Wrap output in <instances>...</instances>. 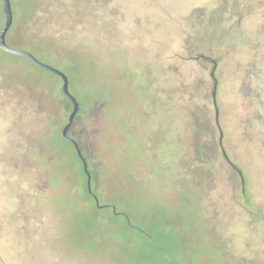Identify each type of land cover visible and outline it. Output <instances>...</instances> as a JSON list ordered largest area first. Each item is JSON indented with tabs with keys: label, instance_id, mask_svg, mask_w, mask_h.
<instances>
[{
	"label": "rangeland",
	"instance_id": "374dc122",
	"mask_svg": "<svg viewBox=\"0 0 264 264\" xmlns=\"http://www.w3.org/2000/svg\"><path fill=\"white\" fill-rule=\"evenodd\" d=\"M11 1L102 207L62 82L0 48V264H264V0Z\"/></svg>",
	"mask_w": 264,
	"mask_h": 264
},
{
	"label": "water",
	"instance_id": "95a60500",
	"mask_svg": "<svg viewBox=\"0 0 264 264\" xmlns=\"http://www.w3.org/2000/svg\"><path fill=\"white\" fill-rule=\"evenodd\" d=\"M1 2H2L3 12L5 15V22L0 29V48L4 51L8 52V53L18 55V56H22V57H26L29 60H31V62H33L39 68L50 71L51 73H54L61 78V80H62V92H63L64 96L66 98H68L72 103V111L69 114V117H68V120H67L65 126L63 127L62 135H63L65 140L69 141L70 143H72L74 145V147L77 151V154L83 163V168H84V171H85L86 176H87L88 192L91 195H93V197L95 198L97 206L102 207L97 196H96V194L93 192V189H92V175H91V172H90L89 167H88V162H87L85 156L83 155L82 149H81L80 145L78 144V142L69 134V130H70L71 126L73 125L75 118L80 111V102L70 90L69 77L62 70L38 59L29 50L18 48V47L10 45L8 43L7 35H8V32H9V30L12 27L13 22H14L13 6H12L11 0H1ZM201 57L204 58L205 60L213 63V67L211 69V77L213 79L212 97H213V104H214L215 111H216V123H217L218 128H219L220 133H221L220 144L222 146L223 131H222V128H221V125L219 122V113L220 112H219V107H218V102H217L218 78L216 76V69L218 66V60L211 57V56L204 55V54L201 55ZM222 152H223L225 159L228 161V163L240 174V176L244 180L242 171L240 170V168L237 165H235L230 160V158L228 157L223 146H222ZM114 210H115V207H114Z\"/></svg>",
	"mask_w": 264,
	"mask_h": 264
},
{
	"label": "trees",
	"instance_id": "16d2710c",
	"mask_svg": "<svg viewBox=\"0 0 264 264\" xmlns=\"http://www.w3.org/2000/svg\"><path fill=\"white\" fill-rule=\"evenodd\" d=\"M95 1H98V0H70L69 1V4H67V7H68V10H70V11H72V12H74V13H76L77 15H79V14H81V13H83V12H88V11H91V8H93V6H95L96 4H95ZM110 1V0H109ZM95 4V5H94ZM2 6L0 5V14L2 13ZM93 10V12H95V10H98V8H93L92 9ZM73 36V35H72ZM70 38V37H69ZM79 38V37H78ZM77 38V39H78ZM79 40V39H78ZM42 69V68H41ZM43 70H45V69H43ZM45 71H47V70H45ZM50 75H52V76H55V77H57V78H59V80L62 82V80H61V78L59 77V76H57L56 74H54V73H51L50 71H47ZM50 88V90H53V86H50L49 87ZM48 92H49V90H48ZM52 92V91H51ZM55 92H56V94L55 95H63L64 96V94H63V92H62V86H60V84H59V86L57 87V88H55ZM52 94V93H51ZM54 95V94H53ZM153 142H155V141H153ZM81 164H82V161H81ZM81 166H83V165H81ZM90 170V169H89ZM83 174L84 175H86V173H85V171H84V168H83ZM85 188H87V187H85ZM87 192H88V190H87ZM88 194H90V193H88Z\"/></svg>",
	"mask_w": 264,
	"mask_h": 264
},
{
	"label": "flooded vegetation",
	"instance_id": "af4514ba",
	"mask_svg": "<svg viewBox=\"0 0 264 264\" xmlns=\"http://www.w3.org/2000/svg\"><path fill=\"white\" fill-rule=\"evenodd\" d=\"M93 196V195H92ZM112 206V208H113V211L115 212V213H119L118 211H117V209H116V207L115 206H113V204H111V203H106V204H104V206ZM114 207H115V210H114ZM99 208H101V207H99Z\"/></svg>",
	"mask_w": 264,
	"mask_h": 264
}]
</instances>
